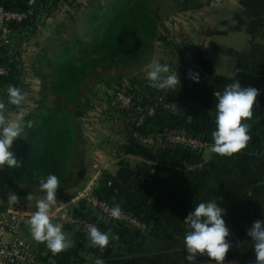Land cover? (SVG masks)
<instances>
[{
    "label": "rangeland",
    "instance_id": "rangeland-1",
    "mask_svg": "<svg viewBox=\"0 0 264 264\" xmlns=\"http://www.w3.org/2000/svg\"><path fill=\"white\" fill-rule=\"evenodd\" d=\"M34 1L26 0L20 7ZM132 1L58 0L51 15H43L35 34L23 38L21 44L10 41L11 33L7 38L0 34V47L8 46L7 55L13 57L18 80L0 87L6 118L14 119L23 111L25 121L33 124L50 111L69 114L73 156L68 159L66 174L59 177L57 203L50 213L54 215L53 222L63 224L62 231L73 242L72 247L53 255L45 243L34 239V243H28L20 231L26 220L25 210L29 205L36 207V201L46 195L40 191L39 175L34 176L37 172L29 176L18 173V150L30 136L28 129L11 148L18 166H5L0 171V218L18 219L16 236L28 247V264H94L96 258L105 264H187L183 248L188 228L184 219L196 204L217 198L227 210L224 219L231 233L232 247L224 264H255L254 242L247 230L255 221L264 219V21L255 28L254 38L251 19L246 17L244 25L249 27V33L241 40L227 36L232 30L224 36L215 34L216 30H226L221 26L223 19L229 20L223 15V6L232 0H147L145 14L149 21L133 59L118 53L114 33L108 37L107 31L110 23L119 18L120 10ZM10 10L23 13L16 8ZM231 24L228 29H234L235 24ZM105 35L108 38L102 42ZM153 60L176 69L180 83L187 78L186 101L178 94L174 96V90L152 89L147 72ZM85 61L88 62L83 64ZM81 65L76 87L70 96H65L59 85L66 68ZM189 71L199 74V83L188 78ZM7 74L0 63V76ZM236 81L260 91L253 117L247 121L252 139L239 153L220 156L210 151L216 127L214 93L223 92L226 85ZM139 84L149 85L151 90L143 92ZM9 86L25 94L22 105L8 103ZM135 94H148L156 106L160 104L173 115L193 114L195 126L206 123L204 134L195 137L173 130L159 135L132 133L134 126L150 120L156 108L144 110L138 106L132 110ZM167 145L183 150L165 162L153 157L157 149ZM140 148L153 150L144 154ZM117 163L133 167L137 177L133 182H141V191L152 202L154 210L141 213L144 221L122 210L118 219L111 216V209L118 204L113 198L107 202L102 191L118 189L114 181ZM9 191L17 195L18 203H8ZM76 211L85 218L77 217ZM90 214L112 223H125L139 234L110 240L103 250L91 247L87 229L95 224L88 221ZM65 215L68 219L61 220ZM6 238L10 240V236ZM196 264L215 262L198 255Z\"/></svg>",
    "mask_w": 264,
    "mask_h": 264
},
{
    "label": "clouds",
    "instance_id": "clouds-1",
    "mask_svg": "<svg viewBox=\"0 0 264 264\" xmlns=\"http://www.w3.org/2000/svg\"><path fill=\"white\" fill-rule=\"evenodd\" d=\"M188 78L199 83V74L189 71ZM147 79L151 87L156 90H175L180 86L177 70H172L168 64L153 60ZM260 91L254 87H243L239 81L225 86L223 92L216 91L215 97V130L212 132L214 143L210 151L220 156L231 157L245 149L250 136V124L253 117V108ZM8 103L20 106L25 102L26 96L22 90L15 86L7 89ZM26 127H31V121H25V113L19 112L14 119L6 118L5 104L0 103V171L5 166L13 168L18 166V160L11 148L17 138L22 137ZM40 191L45 192L44 198L36 201V211L29 220L33 239L45 243L53 255L59 254L72 247V241L62 231L63 224L55 223L54 215L50 209L57 203V190L59 179L54 174L42 178L39 183ZM30 199V197H28ZM222 201V198H220ZM10 204L18 203L15 193H7ZM227 210L218 203L217 198L208 202L196 204L193 210L184 219L188 230L184 235V248L187 255V264H196L198 255H206L209 261L215 264H224L226 254L232 244L230 229L224 219ZM121 215L119 205L111 209V216L118 219ZM68 217L62 216L61 220ZM89 244L101 250L106 248L110 240L119 237L110 232H102L95 225L87 229ZM247 235L254 242L256 256L255 264H264V219L255 221L247 230ZM54 264V262H51ZM94 264H105L101 258H96Z\"/></svg>",
    "mask_w": 264,
    "mask_h": 264
},
{
    "label": "trees",
    "instance_id": "trees-1",
    "mask_svg": "<svg viewBox=\"0 0 264 264\" xmlns=\"http://www.w3.org/2000/svg\"><path fill=\"white\" fill-rule=\"evenodd\" d=\"M52 1L49 8H47L48 2ZM68 1V0H64ZM75 1V0H72ZM147 0H133L131 4L124 10H120V15L118 16L114 23H110L107 31L109 35L114 33L115 47L118 53L130 56L131 58H136L138 55V49L141 46V37L146 28V24L149 21L148 16L145 14V2ZM58 0H35L32 5L27 7H20L18 5L5 6L8 9H19L26 13L27 18L20 24H9L10 29V41L17 42L16 45L22 43L23 38H29L30 35H34L36 32V27L42 20V16L51 15V12L56 8ZM246 17V16H245ZM247 17L251 19V8L248 10ZM113 26V27H112ZM107 35L104 36L102 42L106 41ZM92 43L96 47L95 39ZM106 47V46H105ZM7 47H0V63L8 70V74L5 76H0V87L5 86L8 83L18 82L16 80V68H14L12 63V56H8ZM88 61L83 62L86 64ZM84 66V65H83ZM83 69L81 66H70L66 68L64 77H62V82L60 83V88L65 96H70L72 90L76 87V79L80 75V70ZM80 72V73H79ZM82 74V73H81ZM186 82L187 78L184 79L180 86L177 87L173 94L179 95V97L186 101ZM141 91H147L151 87L146 84H139ZM152 89H154L152 87ZM151 90V89H150ZM148 94H139L134 96L133 107H141L146 109L147 107H156L154 115L150 120L146 121V124L142 126H134L132 128V133L136 132L138 135L145 136L151 134H165L167 131H177L189 133L195 137H200L204 134L207 127L205 125L195 126L194 115L193 114H176L173 115L168 110H165L160 104L156 106L155 99H153ZM128 111L127 113H131ZM69 114L65 111H50L46 115L40 116L38 123L31 124V127H26L25 130H30V136L27 140L22 141L23 148L18 150L20 155V167L18 173H23L24 176H29L33 172L38 174H33L34 176L39 175V180L46 178L49 174H54L60 178L64 177L68 167V159L73 156L71 149V140L73 127L68 124ZM148 123L150 126L148 127ZM158 127H160L158 129ZM31 139V140H30ZM144 154H150L153 149L151 148H140ZM183 149L180 146H165L164 148L157 149V152L153 154V157L160 159L162 162L167 161L172 158L173 155L178 154ZM164 152L163 157L161 153ZM142 154V153H141ZM116 184L119 183L114 180ZM132 188L123 187L121 190H107L106 188L102 191L106 196V201L111 202L110 199H115L120 209L127 214H132L140 221H144L141 213L137 211L134 205L133 196L131 195ZM101 195V194H100ZM89 213V212H88ZM77 217H82L79 212L76 211ZM92 216V218H90ZM87 216L88 221L94 223L97 228L103 232H111L117 235L119 238H124L125 236H136L139 234V230L126 225L125 223L114 221V223L109 222L105 217L95 216L90 214ZM101 219V220H100ZM107 221V222H106ZM144 223V222H143ZM238 254V257L241 256Z\"/></svg>",
    "mask_w": 264,
    "mask_h": 264
},
{
    "label": "crops",
    "instance_id": "crops-1",
    "mask_svg": "<svg viewBox=\"0 0 264 264\" xmlns=\"http://www.w3.org/2000/svg\"><path fill=\"white\" fill-rule=\"evenodd\" d=\"M244 1L245 0H232L231 2L227 4V6L226 5L223 6L224 7L223 15L224 17L229 18V20L223 19L221 26H223V29L225 28L226 30L224 32L220 30H216L215 34H218V35L221 34V36H224L225 34L228 33L229 30H232L233 33H229L227 35L228 37H239L241 40H245L249 33V27L247 25H244V23L247 24L246 17H247L249 8H251V36L255 38V33H256L255 28L258 26L259 23L264 21V0H251V1L246 0L248 1L247 4H245ZM25 2L26 0H0V5L20 6L24 4ZM229 22H231L232 24L233 23L235 24V26H233L234 29H231V28L228 29V27H230V24H231ZM114 166H117L114 170L115 174L118 168L120 167H127L134 171L133 167L131 168L129 164L121 165L117 163V164H114ZM135 178H137L136 174H134V177L131 179L130 183L127 185L128 188L129 187L132 188L131 195L133 196V200H134L133 202H134L135 208L137 209L139 213H149L154 210L153 207L151 206L152 202H150V200H148V196H145V194H143V192L141 191V188L139 185L141 182L140 181H138V183L133 182L135 181L134 180ZM117 187H118L117 191L123 188L119 184L117 185ZM145 198L146 200H144ZM142 209H144L145 211H143ZM25 211H26L25 212L26 220L23 221L20 231L22 232L23 238L28 243H34L33 242L34 240H33V237L30 231L29 220H30L31 215L36 211V207L29 205V207ZM5 239L8 240L9 238H5ZM41 247H44V246L41 245ZM42 256H45V254H43Z\"/></svg>",
    "mask_w": 264,
    "mask_h": 264
},
{
    "label": "built area",
    "instance_id": "built-area-1",
    "mask_svg": "<svg viewBox=\"0 0 264 264\" xmlns=\"http://www.w3.org/2000/svg\"><path fill=\"white\" fill-rule=\"evenodd\" d=\"M27 18L26 13L14 12L0 5V34L7 38L10 34L9 24H20ZM153 114V111H150ZM179 145V144H176ZM18 219L9 217L0 218V264H28L30 252L26 243L16 236ZM10 236V240H6Z\"/></svg>",
    "mask_w": 264,
    "mask_h": 264
},
{
    "label": "water",
    "instance_id": "water-1",
    "mask_svg": "<svg viewBox=\"0 0 264 264\" xmlns=\"http://www.w3.org/2000/svg\"><path fill=\"white\" fill-rule=\"evenodd\" d=\"M135 172L127 167L118 168L114 178L120 186L126 187L131 179L134 177Z\"/></svg>",
    "mask_w": 264,
    "mask_h": 264
}]
</instances>
